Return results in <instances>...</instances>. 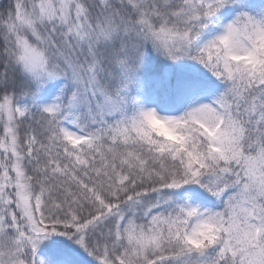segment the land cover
<instances>
[{
    "label": "snow or ice",
    "instance_id": "snow-or-ice-1",
    "mask_svg": "<svg viewBox=\"0 0 264 264\" xmlns=\"http://www.w3.org/2000/svg\"><path fill=\"white\" fill-rule=\"evenodd\" d=\"M0 264H264V0H0Z\"/></svg>",
    "mask_w": 264,
    "mask_h": 264
}]
</instances>
